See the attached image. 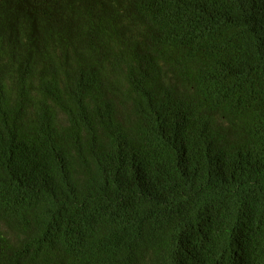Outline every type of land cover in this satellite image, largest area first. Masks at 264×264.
<instances>
[{
	"label": "trees",
	"instance_id": "trees-1",
	"mask_svg": "<svg viewBox=\"0 0 264 264\" xmlns=\"http://www.w3.org/2000/svg\"><path fill=\"white\" fill-rule=\"evenodd\" d=\"M0 264H264V0H0Z\"/></svg>",
	"mask_w": 264,
	"mask_h": 264
}]
</instances>
